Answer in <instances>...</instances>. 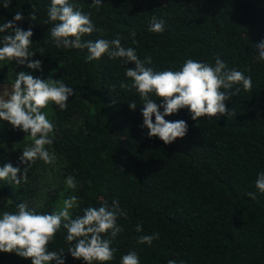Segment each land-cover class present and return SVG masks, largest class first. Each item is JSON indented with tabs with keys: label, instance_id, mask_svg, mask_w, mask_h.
<instances>
[{
	"label": "trees",
	"instance_id": "trees-1",
	"mask_svg": "<svg viewBox=\"0 0 264 264\" xmlns=\"http://www.w3.org/2000/svg\"><path fill=\"white\" fill-rule=\"evenodd\" d=\"M0 0V24L12 21L17 11L25 19L16 22L34 33L33 60L43 62V72L0 61V86L11 85L19 71L48 78V71L74 88L66 110L50 104L45 111L55 124V165L42 161L29 168L28 181L18 190L0 180V214L16 211L27 201L38 212L55 210L68 195L75 194L82 214L88 206L109 205L118 200L127 218L117 220L124 230L112 242L115 259L135 251L140 264H264V194L255 186L264 172V61L256 59L255 45L264 40V0H102L100 10L93 0H76L82 11L103 34H85L83 40L114 39L119 34L124 47H134L146 65L160 71L179 70L188 58L215 64V57L228 67L241 70L253 80L251 92L242 86L238 96L226 101L237 115L194 121L188 109L166 116L184 120L187 135L166 145L149 138L142 127V100L135 90L121 87L131 83L125 76L128 65L106 55L86 62L87 49L56 48L45 24L50 0H12L9 8ZM35 10L33 21L29 12ZM152 16L165 20L163 34L148 31ZM135 30L137 44L130 33ZM4 33H0V36ZM48 41V43H45ZM44 48V55L39 49ZM45 67V69H44ZM158 103V97L152 96ZM115 100V103L113 101ZM137 108L131 110L129 104ZM161 112L163 108L161 107ZM153 122L155 117L153 116ZM26 134L0 120V167L19 163L24 147L31 143ZM72 175L78 188L65 191L64 180ZM252 192L256 199L247 196ZM137 223L143 232L137 233ZM159 233L152 245L138 243L141 235ZM61 229L49 245L52 251L69 245ZM109 238V237H105ZM65 264H84L65 253ZM0 264H32L15 253L0 252ZM55 264V262H53Z\"/></svg>",
	"mask_w": 264,
	"mask_h": 264
},
{
	"label": "clouds",
	"instance_id": "clouds-1",
	"mask_svg": "<svg viewBox=\"0 0 264 264\" xmlns=\"http://www.w3.org/2000/svg\"><path fill=\"white\" fill-rule=\"evenodd\" d=\"M11 4L12 0H4L2 7L7 9ZM101 5L102 0H93L91 7L99 11ZM29 16L33 21L36 19L34 9ZM47 17L44 23L52 25L48 32L56 48L87 49L85 60L89 63L105 55L111 60L119 59L126 65L134 63V68L127 67L125 71L131 83L122 82L121 87L134 89L138 93L142 100V127L148 129L149 138L158 137L166 145H171L178 138L183 139L189 130L186 121H170L165 119L166 116L176 114L181 109H188L194 121L236 116V110H229L225 102L239 95L241 87H235L237 85L242 86L245 92L252 90V77L241 70L230 69L218 56L214 65L188 58L179 70L157 71L146 66L153 63L150 55L142 60L134 47L122 45L125 37L119 34L111 40H83L85 34H103V29L96 27L91 13L82 11L76 0H50ZM24 19L23 13L17 11L12 21L0 24V33H4L0 36V61H14L16 65L43 72V62L32 59L37 54L31 50L34 35L32 25L25 30L16 24ZM148 31L163 34L165 20L152 16ZM136 35L135 30L130 33L133 44L138 43ZM255 48L259 50L256 59L264 61V40ZM39 54L45 56L44 48L39 49ZM73 95H77L74 88L60 79H54L51 75L48 78L34 77L27 71L17 72L14 82L10 86H3L0 90V120L24 132L31 143L23 148L19 157V163L25 166L22 177L19 175L21 167H14L9 162L0 167V180L9 181L18 190L22 183L28 181L29 168L37 160L50 166L57 163V153L50 150L54 143L52 134L55 124L48 118L45 109L54 104L59 110H66L69 97ZM153 95L161 103L152 99ZM129 107L135 111L137 105L132 102ZM64 184L65 191L72 190L74 193L78 188V181L72 175L65 178ZM255 186L264 194V172L259 173ZM246 195L256 199L252 192ZM79 200L75 194L68 195L49 213L38 212L27 201L17 203L14 212L3 211L0 214V252L15 253L31 259L32 264H65V253L76 260H83L84 264H109L116 253L112 242L124 230L117 220L119 217L127 218V213L114 199L111 205L104 202L99 207L88 206L83 208L82 214L73 216V210L80 208ZM61 229L66 231L64 240L69 245L67 252L63 248L56 251L49 249ZM135 231L143 232V225L137 223ZM159 238V233L141 235L138 243L152 245ZM120 264H140V258L135 251H131L121 256ZM168 264L176 262L169 260Z\"/></svg>",
	"mask_w": 264,
	"mask_h": 264
},
{
	"label": "rangeland",
	"instance_id": "rangeland-1",
	"mask_svg": "<svg viewBox=\"0 0 264 264\" xmlns=\"http://www.w3.org/2000/svg\"><path fill=\"white\" fill-rule=\"evenodd\" d=\"M44 69H45V67H44ZM44 72H45V73H48V75L53 76L54 79H59V75H58L57 72H52V71L49 72L47 68L44 70ZM3 86H4V85H1V86H0V90L3 89ZM9 86H10V85H9Z\"/></svg>",
	"mask_w": 264,
	"mask_h": 264
}]
</instances>
